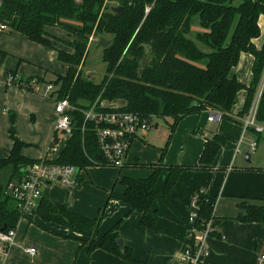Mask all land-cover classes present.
I'll return each instance as SVG.
<instances>
[{"label":"trees","instance_id":"1","mask_svg":"<svg viewBox=\"0 0 264 264\" xmlns=\"http://www.w3.org/2000/svg\"><path fill=\"white\" fill-rule=\"evenodd\" d=\"M113 7H123V12L114 13ZM196 17L202 31L191 38ZM261 19H264V0H4L0 15V20L11 28L10 31L19 32L32 42L49 48L55 49L52 40L56 39L47 32V28L63 29L72 37L70 43H64L72 48V53L57 49L58 60L68 67L67 73L58 75L50 83L58 88L59 99H68L76 108L71 113L74 130L60 157L53 163L75 166L79 174L88 167L108 166L97 142L94 123L85 124L84 111L95 102L100 109L103 102L123 100L126 105L119 110L172 120V132L184 118L204 112L242 124L231 116L237 94L243 89L248 93L244 109L238 114V118H244L264 78V42L260 49L254 43L261 35ZM91 35L113 38L111 45L103 50L107 75L101 83H94L83 73ZM242 53L254 57V79L249 87L231 74ZM6 57L7 54L0 51L1 62ZM142 60L145 64L139 75ZM11 121L13 124L14 116ZM256 122L264 126V86ZM84 124L86 129L83 131ZM246 129L261 135L255 128ZM195 133L198 134V130ZM10 134L14 148L0 160V170L10 166L14 171L13 177L22 179L26 168L40 161L21 155L25 144L16 138L13 126ZM57 140L55 138L51 146ZM229 142L230 139L220 133L205 136L203 152L194 167L166 165V149H163L161 161L147 166L152 171L149 177L119 176L115 184L120 183L124 191L118 194L113 189L110 198L125 202L131 212L141 213L143 227L182 239L194 253V232L204 231L213 220L217 197L207 191L194 193L198 214L193 222H185L189 232L184 237L159 227L154 218L157 210L153 209V204L159 199L167 202L183 171L214 170L216 159ZM164 172L168 178L163 192H160L156 184ZM10 200L13 201L0 188V232L16 229L22 218ZM261 201L262 204L258 205L241 203L239 208L242 212L237 220L241 223H264V200ZM34 214L46 222L57 223L82 235L81 247H87L89 260L94 251L101 249L129 264H140L129 247L124 246L122 250L118 245L121 239L118 227L99 237L104 213L95 219L88 218L73 212L68 204L43 197ZM210 236L222 238L214 230Z\"/></svg>","mask_w":264,"mask_h":264},{"label":"crops","instance_id":"2","mask_svg":"<svg viewBox=\"0 0 264 264\" xmlns=\"http://www.w3.org/2000/svg\"><path fill=\"white\" fill-rule=\"evenodd\" d=\"M260 25L261 29H264V19H261ZM196 26L199 27L198 21H196ZM57 29L60 28H47V32L56 39L52 40L55 49L32 42L25 35L16 31L0 34V51L7 54L3 62L0 59V66L6 72L0 79V160L5 159L14 148V141L10 134L12 126L16 138L25 144L21 150V155L29 160L42 161L47 159L54 162L64 150L59 151L56 146L53 151H50L51 143L55 138H58V143L60 135V133H56L55 101L39 95L25 86V82L32 79L44 80V82L50 83L55 81L58 75L64 76L67 73L68 67L58 60L57 49L72 53V48L64 44L70 43L72 37L63 29L61 30L65 35H61L56 31ZM263 42L262 39L254 41L256 45L258 44L259 49L262 47ZM243 54L245 53H242L241 56ZM245 62L248 63L249 59L246 58ZM253 63L254 57L252 56V65ZM237 67L231 73L236 77ZM8 73L17 76L21 84L7 83ZM201 115L207 116L206 125L214 123L208 120V112ZM12 116H14L13 124L11 121ZM194 116L199 117L200 115ZM231 116L242 124L229 121L224 128H220L221 133L229 136L228 130L230 127L237 128L238 133L240 131L246 133L245 130L247 129L243 127V118H238V114H232ZM214 133L219 132L218 130L215 132L214 129L207 132L208 136ZM144 138L141 135L134 141H144ZM229 144L230 142L220 152L218 156L220 159L217 161V158V162L215 161L214 170L183 171L177 184L171 190L167 202L159 199L153 204V209L157 210V215L154 218L159 227L172 234L184 237L189 232L185 222L198 212L197 207L190 205L194 193L207 191L211 196L217 197L214 218L210 222L212 229L218 234L220 233L222 238L210 235L206 238L207 255L202 257L199 264H258V254L264 251V223H241L237 220L242 212L239 208L241 203L262 204L261 200H264V166L254 158L255 153H251L248 148H243V144L239 143L236 146L233 144L232 148H229ZM193 149L195 151L194 155L199 156L200 153L202 154L204 146L198 144L196 148L193 146ZM246 154L250 155V163L245 160ZM189 161L180 157L174 163L168 160L165 164L190 167L187 165ZM195 163L197 164V158L192 165H195ZM142 165L139 159L133 155L131 148L127 164L123 168L141 167ZM249 168L263 171L249 170ZM147 170L149 172L133 176L130 174L126 177L134 179L147 178L152 173L148 167ZM13 172L10 166L0 170V188L3 189V193L6 195L7 185L10 182L21 180L20 176L13 177ZM121 172L122 170L119 173L121 174ZM122 177L124 175H120V178ZM78 178L79 173L77 174ZM167 178L168 174L166 172L160 175L156 184L158 191L163 192ZM77 181L80 182L81 180L78 179ZM52 185L54 184L43 187V197L48 191L52 193L48 188ZM120 187V192L115 190L118 194H122L124 191L121 184ZM111 191L108 192L109 198ZM52 199L68 202L67 197H65L66 200L57 197ZM10 201L16 207V203ZM112 204H118V209H111ZM108 205L106 215L113 212L123 219L118 232L122 237L124 246L133 251L136 260L143 264H189L180 259L181 253L187 246L182 239L165 233H156L143 227L140 223L142 214L130 212V207L125 202L110 198ZM69 208L77 214L87 215L85 217L92 218L96 216L95 212H89L88 209L86 210L76 204L71 205ZM32 216H34L35 221L31 219ZM37 216L32 213L20 219L15 229L16 236L13 244L7 252H0V264H129L101 249L94 251L91 260H89L87 247H81V240L84 239L82 235L54 222L38 221ZM104 219L99 227V237L111 227L105 228ZM34 222H37V225H34ZM27 248L35 249V254L27 253ZM78 248L80 251L77 254Z\"/></svg>","mask_w":264,"mask_h":264},{"label":"rangeland","instance_id":"3","mask_svg":"<svg viewBox=\"0 0 264 264\" xmlns=\"http://www.w3.org/2000/svg\"><path fill=\"white\" fill-rule=\"evenodd\" d=\"M196 21H198L197 17L193 21L192 33L190 35L191 38L195 37L197 31H202L200 30V27L196 26ZM56 31L61 35H65L63 30L61 29H57ZM101 38H104L107 41H111V43L113 41V38L111 36L91 35L88 42L89 55L83 67L84 76L87 79H91L94 83H101L103 78L107 75V65L103 60L104 49L102 47H100L99 50L97 49V44L99 43ZM258 39H262V42L264 41V29H261V35ZM198 45L203 50H207V48L202 44L198 43ZM257 45L255 44L256 47ZM257 49L259 48L257 47ZM246 58L249 59L248 63L245 62ZM252 68L253 65H252L251 54L249 53L243 54L241 56V60L237 67V79L240 83L246 85L247 87H249L252 84L254 79ZM247 96L248 93L246 89L241 90L237 94L236 103L232 110V114H239L244 109ZM124 103L125 102L123 100H115L110 102L106 101L100 105V108L102 107L120 108L124 105ZM97 107H98L97 102H95L89 109H86V111ZM250 111L243 118L244 128ZM206 119L207 116L204 117V115H200L199 117L198 116L186 117L177 125L175 131L172 132L170 127V125L172 124V120L167 121L165 119L156 118L154 121L156 126L150 132L142 133V136L145 137L144 141L136 140L132 145L133 155L136 156V158L139 159V162L144 166L126 167L123 169H119L111 166H93L86 170H82L80 172L78 179H80L81 181L77 182L76 186L70 188L66 185H62V183H55L54 185L48 187L50 191H52V193L48 191L45 197L49 200L68 204V206L76 204L82 208L84 207L86 210L88 209L89 212H95L96 216L92 217V219L99 217L102 213H104L105 216L107 209L109 208L108 204L110 198L108 192L113 189H115L116 192L121 191L120 183H118L117 185L115 184L116 178H118L120 175L130 176L131 174V176H133V175H139L141 173L149 172L147 170L146 165L159 163L162 159L163 149H166L164 163H167L168 160H171V162L174 163L175 161L179 160L180 157H182L184 159L190 160L187 164L188 166L190 167L196 166L199 163L201 153L199 154V156L194 155L195 151L193 149V146L195 148L197 147L198 144L204 146V136L205 134L206 136H208L207 134L208 130L210 131L214 129L215 132L216 130H218V132L222 134L220 128H224L229 123L228 120L220 119L214 121V123H209L208 125H206ZM257 126L262 127L264 130V126L262 124L257 123ZM195 130H198L199 133L196 134ZM245 131L247 132L242 133V131H240L238 133L237 128H233V127L229 128L228 130L229 136L226 135V137L230 139L229 148H232L233 144H235V146L238 145L239 143L243 144V148H248L251 151V153H255L254 158L257 160L259 164L264 166V131L260 136H258L257 133L253 132L250 129H247ZM69 139L70 136L68 134L62 133L59 135V141L57 143V148L59 151H62V149L66 147V144ZM254 141L258 142L256 148H253ZM256 150L257 152H255ZM196 158H197V164L195 163V165H192L193 162H196ZM219 159L220 157H218V160L217 159L216 160L219 161ZM120 170H122L121 174L119 173ZM49 193L50 195H55V196L51 197ZM53 197L62 198L63 200H66L65 197H67L68 202H60L55 199H52ZM117 200L121 201L119 199ZM111 207H112L111 209L113 210L118 209V204H112ZM33 217L34 216H32L31 219L35 221ZM37 218H39L38 221L41 220L44 221L39 216H37ZM88 218L91 217L88 216ZM122 222L123 219L120 218L118 214L113 212L107 213L104 219L105 228L111 226L109 227L110 228L109 230L115 227L119 228ZM34 225H37V222H34ZM107 232H105L100 237L104 236ZM79 251L80 249L78 248L76 253L78 254ZM260 253L261 252H259V254ZM137 261L140 264H143L139 260Z\"/></svg>","mask_w":264,"mask_h":264},{"label":"built area","instance_id":"4","mask_svg":"<svg viewBox=\"0 0 264 264\" xmlns=\"http://www.w3.org/2000/svg\"><path fill=\"white\" fill-rule=\"evenodd\" d=\"M3 5L4 0H0V15L3 10ZM10 30L11 28L0 20V34H5ZM4 73L6 72L0 66V79H2ZM7 83H18V85H20L21 81L17 79V76L8 73ZM25 83L28 89L55 101V111L57 114L56 133H65L71 137L74 130L71 113L74 112L76 108L68 99L58 98V88L52 83L39 81L37 79H32ZM263 86L264 78L259 86L245 124V128L252 127L260 133L263 131V128L257 126L256 114ZM84 115L85 124L89 122L94 123V132L97 136V142L107 160V165L116 168H123L126 166L134 140L141 136L142 133H147L156 126L154 122L156 117L149 118L136 112L121 111L119 108H93L84 111ZM221 118V115L214 113H210L208 116L210 122L220 120ZM85 124L83 131L86 129ZM56 146L57 143L52 145L50 151H53ZM256 146L257 143H253V148H256ZM76 170L77 168L75 166L56 164L45 159L26 168L24 177L20 181L10 182L7 185L6 193L16 203V207L23 218L28 214L34 213V210L43 198V187L55 183H62L71 188L76 186L78 182L77 176H75ZM191 206L197 207L198 209L196 199L191 201ZM197 214L198 212L191 216L189 221L193 222ZM212 231L211 222L208 223L204 231H195L194 253L186 246L185 250L180 255V259L189 264H199L202 257L207 255L205 240ZM15 236V229L8 232H0V252H7L9 247L13 244ZM26 252L33 255L36 250L27 248ZM258 264H264V251L259 254Z\"/></svg>","mask_w":264,"mask_h":264},{"label":"water","instance_id":"5","mask_svg":"<svg viewBox=\"0 0 264 264\" xmlns=\"http://www.w3.org/2000/svg\"><path fill=\"white\" fill-rule=\"evenodd\" d=\"M112 11H113L114 13H119V14H120V13L123 12V7H113V8H112ZM110 43H111V41H107V40H105L104 38H101L100 41H99V43L97 44V49L99 50L100 47H102L103 49H105V48H107V47L110 45ZM145 48L147 49V46H146V45H145ZM144 64H145V61L142 60V61L140 62V66H141V68H140V70H139V75H141V73H142V70H143V66H144ZM93 79H94V78H93ZM245 160H246L248 163H250L251 158H250V155H249V154H246V155H245ZM77 174H78V169L76 170V174H75V176H77ZM118 245H119L120 248L123 250V248H124V243H123V240H122V239L118 240Z\"/></svg>","mask_w":264,"mask_h":264}]
</instances>
